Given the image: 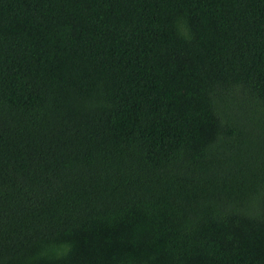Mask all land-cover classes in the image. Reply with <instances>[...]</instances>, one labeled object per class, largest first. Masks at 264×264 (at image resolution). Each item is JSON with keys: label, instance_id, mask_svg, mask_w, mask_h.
<instances>
[{"label": "trees", "instance_id": "16d2710c", "mask_svg": "<svg viewBox=\"0 0 264 264\" xmlns=\"http://www.w3.org/2000/svg\"><path fill=\"white\" fill-rule=\"evenodd\" d=\"M0 264H264V0H0Z\"/></svg>", "mask_w": 264, "mask_h": 264}]
</instances>
